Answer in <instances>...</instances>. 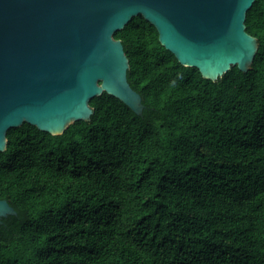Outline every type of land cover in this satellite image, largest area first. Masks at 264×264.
I'll list each match as a JSON object with an SVG mask.
<instances>
[{
    "label": "trees",
    "instance_id": "1",
    "mask_svg": "<svg viewBox=\"0 0 264 264\" xmlns=\"http://www.w3.org/2000/svg\"><path fill=\"white\" fill-rule=\"evenodd\" d=\"M251 68L181 66L141 16L114 34L136 115L107 94L52 136L23 124L0 152V264H264V1Z\"/></svg>",
    "mask_w": 264,
    "mask_h": 264
},
{
    "label": "water",
    "instance_id": "2",
    "mask_svg": "<svg viewBox=\"0 0 264 264\" xmlns=\"http://www.w3.org/2000/svg\"><path fill=\"white\" fill-rule=\"evenodd\" d=\"M256 0H0V152L23 124L52 136L89 121L90 101L112 96L136 115L128 59L114 34L141 16L181 66L216 81L246 73L258 42L245 31ZM264 1V0H263ZM17 213L0 200V224Z\"/></svg>",
    "mask_w": 264,
    "mask_h": 264
}]
</instances>
